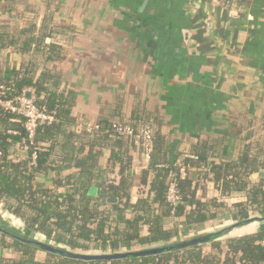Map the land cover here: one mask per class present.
I'll use <instances>...</instances> for the list:
<instances>
[{
  "label": "crops",
  "instance_id": "1",
  "mask_svg": "<svg viewBox=\"0 0 264 264\" xmlns=\"http://www.w3.org/2000/svg\"><path fill=\"white\" fill-rule=\"evenodd\" d=\"M245 7L210 0H0V27L11 34L2 35L0 80L27 70L38 79L46 71L59 85L52 88L51 80L47 87L71 97L78 119L151 120L177 163L206 140L236 137L264 148V0ZM130 156L136 202L149 161L135 147ZM183 167L194 179L204 168ZM100 176L95 193L102 180L119 179V165ZM39 180L50 185L53 176ZM206 185L207 198L221 196Z\"/></svg>",
  "mask_w": 264,
  "mask_h": 264
},
{
  "label": "trees",
  "instance_id": "2",
  "mask_svg": "<svg viewBox=\"0 0 264 264\" xmlns=\"http://www.w3.org/2000/svg\"><path fill=\"white\" fill-rule=\"evenodd\" d=\"M210 1L225 7H245L250 0ZM31 30L27 33L32 34ZM2 35L11 37L6 28L0 27V50L5 48ZM10 43L16 45L17 41ZM33 43L34 38L30 37L28 44ZM33 72L27 70L10 81L0 80V85L10 89L6 98L25 88L35 89L37 105L55 112L57 119L51 125H41L30 142L24 136V120L0 112V150L4 152L0 159V214L15 219L23 231L74 252L105 254L177 242L264 214V178L252 180L253 174L264 170V148L236 137L224 144L201 141L191 156L184 155L182 162L177 163L169 158L166 142L157 131L151 160L139 174L140 189L133 202L132 191L138 177L130 156L134 145L118 137L113 126L124 124L138 129L139 125L155 127L156 123L103 119L94 123L97 130L78 134L73 129L82 119L74 115L71 97L52 89L59 86L57 78L45 71L35 79ZM51 80L53 87L48 88ZM8 130H17L20 135L11 136ZM16 142H22L26 151L11 153ZM35 149L37 164L33 166ZM107 153L110 155L104 169L100 164ZM114 165H119V179L102 180L97 192H93L100 175ZM182 166L204 168L194 179L188 170L185 176L181 174ZM46 174L53 176L50 185L39 180ZM173 181L177 182L180 198L176 205L167 199ZM207 181L223 197L207 198ZM199 192L204 195L199 196ZM226 196H237L240 201L230 204ZM109 199L117 201L109 203ZM0 237V247H6L7 236L0 233ZM223 240L147 258L85 262L50 253L38 256L40 249L12 239L14 245L10 247L19 257L0 259V264H264V248L260 244L264 228Z\"/></svg>",
  "mask_w": 264,
  "mask_h": 264
},
{
  "label": "built area",
  "instance_id": "3",
  "mask_svg": "<svg viewBox=\"0 0 264 264\" xmlns=\"http://www.w3.org/2000/svg\"><path fill=\"white\" fill-rule=\"evenodd\" d=\"M248 19L252 20V16L248 15ZM10 89L7 86L0 85V112H7L17 120L23 119V131L25 132L28 141L33 142L36 137L37 131L41 125H51L56 119L55 112H50L47 109L41 108L37 105V95L35 89L25 88L20 93L12 97H5ZM99 127L91 122L80 120L76 125V130L85 131L88 133L97 130ZM113 130L120 138H125L131 141L134 147L142 151L146 161L151 160L153 152V141L155 137V127L151 124H142L138 129L129 125L114 124ZM7 133L11 136H19L20 132L17 130H8ZM17 150L26 151L25 146L21 142H16L12 146L11 153ZM37 150L32 155V165L37 164ZM4 157V152L0 150V159ZM162 165L161 167H166ZM186 169L181 170L183 176L186 175ZM167 199L173 205H176L180 198L177 190V182H171L168 190ZM174 214V211L172 212ZM264 248V240L260 242Z\"/></svg>",
  "mask_w": 264,
  "mask_h": 264
},
{
  "label": "water",
  "instance_id": "4",
  "mask_svg": "<svg viewBox=\"0 0 264 264\" xmlns=\"http://www.w3.org/2000/svg\"><path fill=\"white\" fill-rule=\"evenodd\" d=\"M184 34H185V40L187 42L188 38L190 37V32L185 31ZM24 136H25V132H24ZM252 178H264V171L253 174ZM116 201L117 200L114 199L108 200L109 203H113ZM2 218L3 217L0 214V219ZM1 222L2 225H0V233L6 235L7 237L13 240L19 241L27 245H31L35 248L40 249V251L42 252L50 253L56 256L64 257L67 259H73V260H81L85 262H93V261H117V260L131 259V258L153 257L165 253L188 249L199 245H206L214 240H219V239L222 240L226 236L243 235L248 232L242 233V231L249 227L254 226L255 228H258L259 226H264V214L249 218L244 221H239L229 224L222 228H218L213 232H207L205 234L192 236L177 242L158 245L155 247L142 248L139 250L123 251L116 253H105V254H82L71 250H67L65 248L54 246L47 242L34 239L33 237H31L30 234L26 233L25 231L23 232L15 227L9 225L7 226L4 220Z\"/></svg>",
  "mask_w": 264,
  "mask_h": 264
},
{
  "label": "rangeland",
  "instance_id": "5",
  "mask_svg": "<svg viewBox=\"0 0 264 264\" xmlns=\"http://www.w3.org/2000/svg\"><path fill=\"white\" fill-rule=\"evenodd\" d=\"M256 216H258V215H256ZM3 220L6 222L7 226L9 225V226L15 227V228L23 231L22 229H20L18 227V226H20V224L18 222H16L15 219L11 218L9 215L8 216H4L2 219H0V225H2V222L1 221H3ZM263 228H264V226H260L259 227V229H263ZM258 231H260V230H258ZM26 233H28V232H26ZM30 235L34 239L43 241V240L37 238V236L34 233L33 234H30ZM4 240H5L7 246L6 247H0V259H3V260H9V259H15V258L18 259L19 254L18 255L15 254V250H13L10 247V246L14 245V242L12 241V239L11 238L9 239V237L8 238L6 237ZM221 241H225V240L222 239ZM47 243H49V242H47ZM49 244H51V243H49ZM54 246H56V245H54ZM45 253L46 252L41 253V251H39V250L37 251L38 256H44ZM93 254H95V253H93ZM98 254H101V253H98Z\"/></svg>",
  "mask_w": 264,
  "mask_h": 264
}]
</instances>
